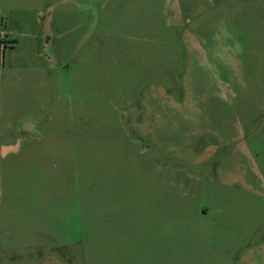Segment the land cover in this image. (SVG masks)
Wrapping results in <instances>:
<instances>
[{
  "label": "rangeland",
  "instance_id": "374dc122",
  "mask_svg": "<svg viewBox=\"0 0 264 264\" xmlns=\"http://www.w3.org/2000/svg\"><path fill=\"white\" fill-rule=\"evenodd\" d=\"M0 264H264V0H0Z\"/></svg>",
  "mask_w": 264,
  "mask_h": 264
},
{
  "label": "water",
  "instance_id": "95a60500",
  "mask_svg": "<svg viewBox=\"0 0 264 264\" xmlns=\"http://www.w3.org/2000/svg\"><path fill=\"white\" fill-rule=\"evenodd\" d=\"M18 144L19 142L17 143H12V144H4L1 148V152L2 154H7L9 151H12V150H16L18 148Z\"/></svg>",
  "mask_w": 264,
  "mask_h": 264
},
{
  "label": "crops",
  "instance_id": "0c3cea01",
  "mask_svg": "<svg viewBox=\"0 0 264 264\" xmlns=\"http://www.w3.org/2000/svg\"><path fill=\"white\" fill-rule=\"evenodd\" d=\"M21 146V141H19V144H18V148L16 150H18ZM13 151V150H12ZM10 152V151H9Z\"/></svg>",
  "mask_w": 264,
  "mask_h": 264
}]
</instances>
